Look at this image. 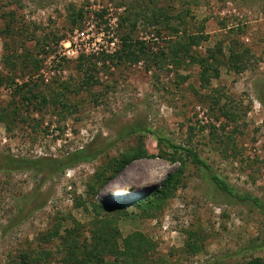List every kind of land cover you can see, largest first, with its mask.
I'll return each instance as SVG.
<instances>
[{
  "label": "rangeland",
  "instance_id": "obj_1",
  "mask_svg": "<svg viewBox=\"0 0 264 264\" xmlns=\"http://www.w3.org/2000/svg\"><path fill=\"white\" fill-rule=\"evenodd\" d=\"M142 130L264 207V0H0V264H264L262 212Z\"/></svg>",
  "mask_w": 264,
  "mask_h": 264
},
{
  "label": "trees",
  "instance_id": "obj_2",
  "mask_svg": "<svg viewBox=\"0 0 264 264\" xmlns=\"http://www.w3.org/2000/svg\"><path fill=\"white\" fill-rule=\"evenodd\" d=\"M129 131H130L129 132L130 135L131 134H137L140 132L139 129L134 130L133 128L130 129ZM141 132H144L145 134L152 135L153 137H155L156 142H158L161 145H164L171 152H173L175 154H180L186 160L190 161V163L192 165H194L195 167H198L200 170H202L206 174L209 182L219 192L229 196L230 198L236 199L240 203H249L251 206L260 210L262 212V214L264 215V207L260 203V201L254 199L250 196H239L238 194H236V192L230 187V185L226 181H224L219 176H217L215 173H213L211 167L205 161H203L201 159V157L199 156V154H197L195 151H193L192 149L186 148V147L174 145L170 140H168L164 137H160L157 134L151 132L150 130H142ZM137 153H140L139 154L140 157H146V155H147L145 150L138 151ZM94 157L95 156L93 154H90V152H88L86 150L85 151L84 150L78 151V152L72 154L71 156H68L67 159L60 161V162H58V161H47L45 159L15 161L12 158L8 157V158H6L7 164L5 166V170L8 173H10L12 171H16V170L35 171L37 173V172H40L42 170V167H44L46 165V162H47L49 165L55 166L54 167L55 170L57 169V167H59L60 172H62L66 167H69L70 165H74L75 163H78V162H88V161L93 160ZM56 165H57V167H56ZM163 186H164V184H163ZM160 192H161V190H155V192H153V194L151 196H148L146 199L143 198L142 200H144V201L142 203H145L146 201L150 200L152 197H155L157 194H160ZM166 194H167V190L165 189L164 196ZM142 200H139V201L134 202V203L139 204ZM120 206H124V205H120ZM199 239L200 240L203 239L202 234L199 236ZM75 247L68 250V252L69 253H76V252L80 251V248H78V247L75 248ZM74 248H75V250H74ZM188 248H191L197 252H201L200 248L197 246V243L196 244H192V243L190 244L189 243ZM71 250H74V251H71ZM127 254H131L129 250H127ZM128 258L129 257H126L125 261L121 262V264H127ZM75 260L76 259H74V262H75ZM163 261L164 260H162L161 262H163ZM109 264H118V262H111Z\"/></svg>",
  "mask_w": 264,
  "mask_h": 264
},
{
  "label": "bare ground",
  "instance_id": "obj_3",
  "mask_svg": "<svg viewBox=\"0 0 264 264\" xmlns=\"http://www.w3.org/2000/svg\"><path fill=\"white\" fill-rule=\"evenodd\" d=\"M117 194H118V196H119V194L124 195L125 194V191L123 189H119L118 192H117Z\"/></svg>",
  "mask_w": 264,
  "mask_h": 264
},
{
  "label": "built area",
  "instance_id": "obj_4",
  "mask_svg": "<svg viewBox=\"0 0 264 264\" xmlns=\"http://www.w3.org/2000/svg\"><path fill=\"white\" fill-rule=\"evenodd\" d=\"M72 54H76V49H74V51H72Z\"/></svg>",
  "mask_w": 264,
  "mask_h": 264
}]
</instances>
